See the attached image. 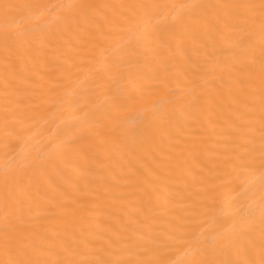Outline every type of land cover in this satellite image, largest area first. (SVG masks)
I'll list each match as a JSON object with an SVG mask.
<instances>
[{
	"label": "bare ground",
	"instance_id": "bare-ground-1",
	"mask_svg": "<svg viewBox=\"0 0 264 264\" xmlns=\"http://www.w3.org/2000/svg\"><path fill=\"white\" fill-rule=\"evenodd\" d=\"M260 3L0 0V261L259 264Z\"/></svg>",
	"mask_w": 264,
	"mask_h": 264
},
{
	"label": "snow or ice",
	"instance_id": "snow-or-ice-1",
	"mask_svg": "<svg viewBox=\"0 0 264 264\" xmlns=\"http://www.w3.org/2000/svg\"><path fill=\"white\" fill-rule=\"evenodd\" d=\"M6 10L11 9L14 6L13 5H7L5 4L3 6ZM248 7V6H245ZM261 12V28L262 31H264V0H261L260 5L258 6ZM7 39V37H6ZM264 55V53H262ZM236 72L238 73H251L252 68L251 66H241L237 69H235ZM253 96V101L248 105V107L251 109L254 107V100H255V94H252ZM259 101H260V109H261V115H260V132H261V146H260V152H261V157H262V162H264V61L261 63V86H260V92H259ZM239 161V166L240 167H247L250 163L251 160L245 156H240L238 158ZM248 229L245 227H242L240 229V233L238 236V240L240 241H246L248 245L254 246V242L248 239L247 236ZM9 245V241H5V246L6 248ZM261 250H262V258L259 262V264H264V222H262L261 225V244H260ZM26 252V249H17V253H22ZM0 264H50L48 261H39L35 259H8L6 261H0ZM56 264H122V262L119 261H104V260H99V261H73V260H60L57 261ZM123 264H142V262L139 261H133V262H123ZM224 264H235V262L232 261H225ZM248 264H255V261H250Z\"/></svg>",
	"mask_w": 264,
	"mask_h": 264
}]
</instances>
